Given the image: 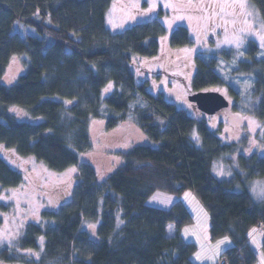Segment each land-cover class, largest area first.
<instances>
[{
    "label": "trees",
    "instance_id": "1",
    "mask_svg": "<svg viewBox=\"0 0 264 264\" xmlns=\"http://www.w3.org/2000/svg\"><path fill=\"white\" fill-rule=\"evenodd\" d=\"M252 1L264 23V0ZM111 3L0 0V144L65 171L91 148L90 120L104 121L108 131L134 121L153 142L123 153L124 162L102 182L91 164H83L71 201L58 212L45 211L42 224H28L19 248L38 249L44 237L36 264H195L191 257L198 248L181 235L194 222L185 203L178 200L169 209L147 204L156 191L181 196L190 190L210 215L211 239L227 236L233 242L216 264L223 258L227 264H259L249 231L264 223V201H253L246 182L264 177V156L248 144L223 142L193 103L200 114L179 108L158 89L150 91L151 78L159 73L149 60L158 56L165 30L153 20L111 33L105 25ZM169 42L173 48L193 44L184 26L173 30ZM260 50L249 41L233 74L252 79L250 92L260 96L257 115L263 118ZM239 53L226 48L208 60L197 56L189 95L224 85L218 59ZM12 57L23 58L25 71L6 86L2 79ZM229 92L237 95L232 86ZM13 107L40 121L18 119ZM217 161L231 165L227 178L214 176ZM23 182L24 173L0 157V187ZM85 222L97 224L96 239L83 228ZM169 225L176 228L173 235ZM0 261L28 263L8 248L0 250Z\"/></svg>",
    "mask_w": 264,
    "mask_h": 264
},
{
    "label": "rangeland",
    "instance_id": "2",
    "mask_svg": "<svg viewBox=\"0 0 264 264\" xmlns=\"http://www.w3.org/2000/svg\"><path fill=\"white\" fill-rule=\"evenodd\" d=\"M153 20L160 22L165 32L159 40L158 56L149 60L150 66H158L155 70L159 75L151 78L148 89L152 92L160 90L166 99L173 101L179 108L190 111L197 109L188 100L197 56L208 60L226 48L240 50L230 60L219 58L217 64V71L224 80V85L218 90L232 102V106L219 116H206V121L223 142L248 144L259 157H263L264 117L257 115L260 96L250 92V77L233 74L237 61L244 57V47L249 41H255L260 46L258 55L264 57V23L255 3L246 0V7L241 8L237 0H112L105 14V25L111 33H121L138 23ZM180 26L190 31L193 44L173 48L169 42L170 35ZM171 63H174L173 69H163ZM24 71L23 58L12 57L2 84H14ZM110 85L109 90L114 86ZM230 86L237 95L229 92ZM10 112L20 120L40 121L29 117L19 107L11 108ZM88 130L91 148L80 155L77 165L65 171L52 170L34 157L21 156L14 149L0 144V157L12 168L24 173V182L18 187H0V250L8 248L17 258L28 262L0 261V264H36L34 261L43 256L44 237L39 239L38 249L35 250L19 248L20 239L28 224L45 222V211L58 212L62 205L71 201L83 164H91L102 182L124 162L123 153L137 145H153L134 121L124 122L108 131L104 121L90 120ZM193 137L201 146L196 130L193 131ZM230 166L224 161H217L212 168L214 176L218 179L227 178L226 174L232 173ZM246 186L255 203L264 201V177L253 178L246 182ZM235 190L242 189L237 185ZM178 200L184 201L194 217V222L185 225L181 233L186 242L194 243L198 248L191 257L192 261L195 264H213L233 242L227 236L215 241L211 239L208 211L190 190L182 196L156 191L149 197L147 204L169 209ZM96 227V223L88 222L83 226L93 239H96ZM263 236L260 228L249 231V242L258 256L259 264H264Z\"/></svg>",
    "mask_w": 264,
    "mask_h": 264
},
{
    "label": "water",
    "instance_id": "3",
    "mask_svg": "<svg viewBox=\"0 0 264 264\" xmlns=\"http://www.w3.org/2000/svg\"><path fill=\"white\" fill-rule=\"evenodd\" d=\"M188 100L206 116H213L230 106L228 98L219 90H205L191 93Z\"/></svg>",
    "mask_w": 264,
    "mask_h": 264
},
{
    "label": "crops",
    "instance_id": "4",
    "mask_svg": "<svg viewBox=\"0 0 264 264\" xmlns=\"http://www.w3.org/2000/svg\"><path fill=\"white\" fill-rule=\"evenodd\" d=\"M191 193L194 195V193L191 191ZM183 195V194H182ZM181 195V196H182ZM184 202V201H183ZM188 208V207H187ZM208 217L210 218V215H209V213H208ZM171 227H174V228H171ZM171 229V230H170ZM175 231H176V228H175V226H173V225H169V227H168V234L170 235V233H172L171 235H173L174 233H175ZM182 231H183V229L181 230V233H182ZM170 232V233H169ZM263 239H264V236H263ZM262 242H263V240H262ZM262 242H261V245H262ZM217 263V260L216 261H214V263L213 264H216Z\"/></svg>",
    "mask_w": 264,
    "mask_h": 264
},
{
    "label": "flooded vegetation",
    "instance_id": "5",
    "mask_svg": "<svg viewBox=\"0 0 264 264\" xmlns=\"http://www.w3.org/2000/svg\"><path fill=\"white\" fill-rule=\"evenodd\" d=\"M167 68V69H166ZM166 68H163L164 70H171V69H173L174 68V63L172 64L171 63V65H169V66H166ZM230 101V100H229ZM230 106H232V102L230 101ZM230 108V107H229ZM228 109V108H227ZM226 111V109H224L223 111H221V112H219L218 114H215V115H213V116H219L221 113H224Z\"/></svg>",
    "mask_w": 264,
    "mask_h": 264
},
{
    "label": "built area",
    "instance_id": "6",
    "mask_svg": "<svg viewBox=\"0 0 264 264\" xmlns=\"http://www.w3.org/2000/svg\"><path fill=\"white\" fill-rule=\"evenodd\" d=\"M260 230L264 235V223L260 226ZM218 264H227L226 258L221 259Z\"/></svg>",
    "mask_w": 264,
    "mask_h": 264
},
{
    "label": "snow or ice",
    "instance_id": "7",
    "mask_svg": "<svg viewBox=\"0 0 264 264\" xmlns=\"http://www.w3.org/2000/svg\"><path fill=\"white\" fill-rule=\"evenodd\" d=\"M237 2L239 3V6L241 8L246 7V0H237ZM262 39H264V38H262ZM237 46H239V45H237ZM109 87H111V85H109Z\"/></svg>",
    "mask_w": 264,
    "mask_h": 264
}]
</instances>
